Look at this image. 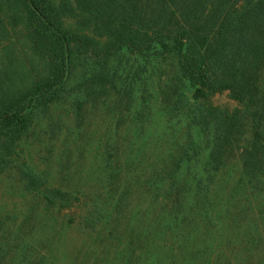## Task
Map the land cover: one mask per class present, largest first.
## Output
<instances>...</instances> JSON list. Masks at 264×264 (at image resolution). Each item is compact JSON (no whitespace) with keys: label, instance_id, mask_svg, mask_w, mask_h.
Returning <instances> with one entry per match:
<instances>
[{"label":"rangeland","instance_id":"rangeland-1","mask_svg":"<svg viewBox=\"0 0 264 264\" xmlns=\"http://www.w3.org/2000/svg\"><path fill=\"white\" fill-rule=\"evenodd\" d=\"M145 61L128 52L110 59L117 89L103 96L96 61L82 58L66 91L35 114L19 157L0 172V264H264L255 199L239 188L250 124L215 183H197L204 148L184 154L189 120L162 104L171 70ZM211 102L239 108L228 92ZM178 215L194 230L182 232Z\"/></svg>","mask_w":264,"mask_h":264},{"label":"trees","instance_id":"trees-1","mask_svg":"<svg viewBox=\"0 0 264 264\" xmlns=\"http://www.w3.org/2000/svg\"><path fill=\"white\" fill-rule=\"evenodd\" d=\"M126 52L171 70L161 78L162 104L189 120L184 154L204 148L197 183H215L250 124L238 152L239 188L255 199L251 212L264 231V0H0V172L19 157L35 114L66 91L77 62L96 61L105 96L117 89L106 67ZM225 92L239 108L212 104ZM207 212L201 207L197 219L205 228ZM182 217L174 219L181 231L194 230Z\"/></svg>","mask_w":264,"mask_h":264}]
</instances>
